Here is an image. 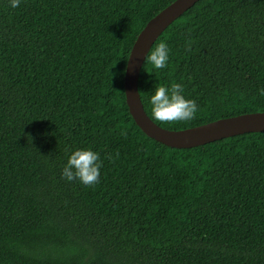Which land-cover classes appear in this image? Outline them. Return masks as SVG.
I'll return each instance as SVG.
<instances>
[{
  "label": "trees",
  "instance_id": "trees-1",
  "mask_svg": "<svg viewBox=\"0 0 264 264\" xmlns=\"http://www.w3.org/2000/svg\"><path fill=\"white\" fill-rule=\"evenodd\" d=\"M173 0H0V264H264V131L189 148L135 123L123 78L145 23ZM137 88L181 129L264 110V0H197L156 38ZM147 56V55H146ZM180 83L186 120H157L154 85ZM99 179L67 181L75 147Z\"/></svg>",
  "mask_w": 264,
  "mask_h": 264
},
{
  "label": "water",
  "instance_id": "water-1",
  "mask_svg": "<svg viewBox=\"0 0 264 264\" xmlns=\"http://www.w3.org/2000/svg\"><path fill=\"white\" fill-rule=\"evenodd\" d=\"M196 1L173 0L153 15L137 33L124 70L125 101L135 123L147 136L176 148H189L237 134L264 131V110L221 117L181 129H168L155 123L143 109L137 88L142 63L159 34Z\"/></svg>",
  "mask_w": 264,
  "mask_h": 264
},
{
  "label": "clouds",
  "instance_id": "clouds-1",
  "mask_svg": "<svg viewBox=\"0 0 264 264\" xmlns=\"http://www.w3.org/2000/svg\"><path fill=\"white\" fill-rule=\"evenodd\" d=\"M20 0H9L10 7L16 8ZM170 49L160 41L147 53V61L156 69L165 68L169 61ZM260 93L264 95V88ZM152 116L157 120H186L196 111V103L184 94L180 83L154 85L149 97ZM101 161L99 153L90 146L75 147L69 153L61 175L67 180L78 179L84 185H93L99 179Z\"/></svg>",
  "mask_w": 264,
  "mask_h": 264
}]
</instances>
